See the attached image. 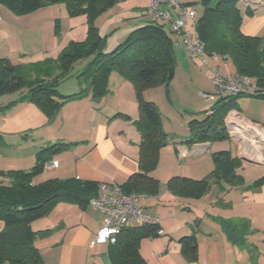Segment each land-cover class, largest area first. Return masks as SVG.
I'll return each instance as SVG.
<instances>
[{
  "label": "crops",
  "instance_id": "obj_1",
  "mask_svg": "<svg viewBox=\"0 0 264 264\" xmlns=\"http://www.w3.org/2000/svg\"><path fill=\"white\" fill-rule=\"evenodd\" d=\"M54 7L55 4L30 14L16 15L7 6L0 4V42L3 40L0 44V56L7 55L15 61L25 63L50 57L59 48L55 27L53 24H47V27L41 24L38 16L44 10L51 11ZM242 12L243 32L264 36V0H260L256 8ZM139 18L140 20L134 23L135 27L149 20L148 17ZM13 32L21 37L20 44L12 40ZM46 40L48 44L44 46ZM118 41L114 45L117 46ZM175 48L176 59L178 52L187 57L181 46L175 45ZM15 55L19 58H14ZM31 55H36L38 59L32 60ZM185 71L199 75L196 68L189 63L184 65L182 74L186 73ZM176 73L175 69L173 80L168 84L143 90V97L158 105L163 128L172 137H169V143L161 149L158 164L161 166L162 150H167L164 152L169 159L168 167L164 172H161V169L151 172L160 182V191L157 195L146 194L145 200V209L151 215L160 217L164 232L143 238L139 245L140 254L147 264H264V182L251 192L240 190L237 193H234V190L241 187H231L225 193H217L219 188L214 185L200 197L174 194L168 188V181L174 176L193 179L207 176L215 167L211 161L212 154L219 149L215 147L217 143L214 146L210 142L188 143L189 138L167 128L164 117L169 120L173 118L162 112L158 96L166 99L168 97L172 104L171 87L181 78H176ZM199 76L200 86L203 87V78ZM61 81L58 89L63 95L77 93L83 88L88 89V83H81L77 78L76 86H65L66 89L62 91ZM242 96L244 97L237 100L238 109L231 110L229 114H233L244 128L250 123L264 126V99L251 95ZM175 109L173 106L172 110ZM118 113L130 118L117 115ZM138 116L139 103L135 85L114 71L110 76L109 90L105 96L93 98L89 91L83 96L68 99L50 119L29 100L26 92L0 96V143L5 146L17 144L23 148L22 154L8 164L10 168L19 169L31 168L35 164L37 152L43 147L58 142L71 143L53 156L52 159L57 160L58 165L45 169L36 180L75 177L96 183L105 181L122 185L133 174L141 171V135L134 123ZM255 131L257 138L263 141L262 134ZM250 132V129H245L241 135L250 137ZM249 141L248 138H239L232 133L225 141L235 146L234 149L230 147V151L242 161L241 167L248 164L241 159L243 155L253 156V153L239 152L240 144L247 145ZM261 144L259 147L264 149V141ZM180 147L190 151L196 147L198 149L195 153L181 157ZM220 147L227 146L220 143ZM27 149L28 151H25ZM253 150L263 155L259 153L257 146ZM176 158L179 162L173 165L172 160L175 161ZM258 165L264 171V159L260 160ZM237 171L244 177L239 168ZM254 180L255 177H251L246 181L250 183ZM248 199L252 205L242 204L245 205L242 207L240 200ZM237 204L240 205L235 208ZM103 219L102 211L90 204L82 206L77 202L62 201L47 216L33 221L31 226L35 231L49 230L47 234L38 236L35 240L45 264H112L109 255L111 243L94 241L103 225ZM134 224L138 223L129 225ZM192 234L198 242L195 260L183 253L179 242L181 237Z\"/></svg>",
  "mask_w": 264,
  "mask_h": 264
},
{
  "label": "trees",
  "instance_id": "obj_2",
  "mask_svg": "<svg viewBox=\"0 0 264 264\" xmlns=\"http://www.w3.org/2000/svg\"><path fill=\"white\" fill-rule=\"evenodd\" d=\"M120 0H0L16 15L30 14L47 5L65 3L70 16L86 14L96 17ZM195 3V2H193ZM191 4V3H188ZM204 7L197 23V35L205 44V54H218L231 60L236 73L254 79L258 90L251 96L264 99V36L248 35L242 30L243 12L239 0H203ZM171 30V29H170ZM60 32L56 21L55 34ZM171 32H173L171 30ZM105 40L98 28L90 23L84 40L69 42L57 57H47L33 62L15 61L0 57V96L26 92V96L47 116L53 118L63 104L91 91L93 98H101L109 90L112 72L131 81L136 88L139 116L134 123L141 135L139 143V168L121 185L126 193L157 195L160 182L151 175L159 164L161 149L169 143L168 133L163 128L158 105L143 97V90L168 84L175 75L176 48L165 25L149 19L135 27L125 40L110 52L105 51ZM86 60V66L77 74L88 89L63 95L58 86L61 80L72 74L75 63ZM250 95L240 93L219 97L213 112L201 121L189 122L193 134L188 143L214 142L230 138L226 117L238 109L237 97ZM126 118L128 115L118 113ZM115 115V116H117ZM71 143H51L36 154L35 164L29 169L1 170L7 182H0V264H45L35 244L38 236L49 230L35 231L31 223L47 216L62 201L89 204L96 195L98 183L75 177H52L36 180L45 168V162ZM214 169L202 179L174 176L168 188L174 194L200 197L216 185L224 191L244 181L237 171L242 165L239 157L230 150H218L212 154ZM264 177L255 182L259 185ZM159 227L152 223H138L123 227L111 243L109 255L112 264H147L140 254L143 238L157 235ZM183 253L193 260L197 258L198 242L194 234L179 239Z\"/></svg>",
  "mask_w": 264,
  "mask_h": 264
},
{
  "label": "rangeland",
  "instance_id": "obj_3",
  "mask_svg": "<svg viewBox=\"0 0 264 264\" xmlns=\"http://www.w3.org/2000/svg\"><path fill=\"white\" fill-rule=\"evenodd\" d=\"M183 1V0H182ZM181 1V2H182ZM198 3L201 4L203 0H186L184 3ZM150 0H120L117 3L111 5L109 8H107L105 11L99 13L96 17L90 18L86 14L78 15V16H70L67 10V7L65 3H57L55 4L54 8H51L52 12L50 10H44L41 14H39V18L41 19V24H44L47 27V24H53L55 27L56 21L59 22L60 24V32L56 34L57 37V44H58V49L52 53L50 57H57L60 51L71 41L76 40H84L87 35L88 27L90 23H93L99 30V33L105 40V51L110 52L116 45L115 42L119 44L120 42H123L125 39V36L129 34L136 25L134 23H137V21L140 20V13L142 10L146 9L149 6ZM49 6V5H47ZM204 7L202 6V11ZM200 12V14L202 13ZM50 19V23H49ZM160 23L165 25V29L167 32L172 36L175 37V34L171 32L170 25L165 22L164 20H160ZM48 33V29H47ZM15 37V38H14ZM13 41L18 42L19 44L21 43V37L17 36L13 32ZM30 39V38H29ZM23 40V39H22ZM3 42L1 40L0 44ZM27 43L28 41L25 40ZM32 43L33 41L30 40ZM37 43H40V41H37ZM42 44V42L40 43ZM47 45L48 42L47 40L44 43ZM5 48V46H4ZM1 49V47H0ZM6 50V49H5ZM17 55L14 56V58H19ZM0 57H8L7 55L0 56ZM10 58V57H9ZM12 59V58H11ZM32 60H37L38 57L36 55H31ZM204 59L206 60V65L203 63L201 59H193L187 55V57H183L182 54L180 55L178 52V56L176 59L175 63V69L177 71L176 73V78L178 79V82L176 81L174 85L171 87V91L173 92V96L171 98L172 104H170L169 99H167L163 96H158V99L161 103V110L165 115H169L170 117L173 118V120H169L167 117H164V120L166 119V124L167 128L171 130V132L176 131L178 135L184 136V137H191L193 134V131L191 129V126L189 125V122L193 119H197L199 121L205 119L207 115L209 114L210 111L214 109V104L219 98V96L216 93L215 89V84L212 81V70L214 68L218 69L221 73L225 74H231L236 72V67L233 64L231 60H225L223 57L219 56L218 59H214L212 56L204 55ZM20 60V59H19ZM86 61L82 60L80 62H77L73 66V72L70 76L66 77L61 81L60 84V89L63 91L66 89L65 86H76V79H77V74H79L83 68L86 66ZM186 63L192 65L193 67L196 68V71H198L199 75L202 76L203 82L202 85L204 84L203 87H201V77L196 74V72H186L182 74L181 70L184 69V65ZM250 77V76H249ZM173 80V79H172ZM207 92V93H212L215 95V98L207 101L204 99L201 95V93ZM244 96H239L237 97L242 98ZM168 101V102H167ZM259 103V102H256ZM170 106H175L176 109L172 110V107ZM244 110V109H242ZM233 113V112H232ZM236 113L238 114L237 110ZM167 115V116H168ZM233 115V114H231ZM235 118V117H234ZM229 119V117H228ZM228 119L226 117V126L228 128L229 134H235L237 137L241 138H248L250 141L247 142V145L244 147V143L242 145L240 144L239 146V152L243 154L245 152L246 147H251L250 142L257 143L259 142L260 145L262 140L257 138V134L255 133L257 130L260 132L262 135V139H264V126L261 125H256L250 123V125L246 126L247 128H244L245 126L242 125L241 123L238 124V129H233L231 127V124L233 125L235 121H230L228 122ZM237 120V119H236ZM238 122V121H237ZM137 128V127H136ZM243 128V129H242ZM245 129H250L252 134L250 137L248 136H242L241 134L243 133V130ZM173 130V131H172ZM241 130V132L237 131ZM169 132V131H168ZM231 132V133H230ZM170 133V132H169ZM173 134V133H171ZM256 135V136H254ZM169 136V134H168ZM172 137V136H169ZM256 140V141H255ZM227 140H218L212 142V146L217 143L215 146L216 148L219 147L218 150H230V147L234 149V145L231 144L230 142H225ZM244 141V139H243ZM220 143L223 146L227 147H220ZM172 145V144H171ZM223 148V149H222ZM19 149V150H18ZM23 148L20 147V145H2L0 143V171L1 170H9V169H19V168H13V167H8V164H11L13 161H15L20 153L22 154ZM165 149V148H164ZM25 151H28L25 150ZM24 151V152H25ZM167 150H162V158H161V166L162 168H159L161 166H157L155 170L158 171V169H161V172L165 171V168L168 167L169 164V159L165 156ZM193 157V156H192ZM211 161L213 162V158L211 157ZM171 162V161H170ZM173 165H177L179 160L178 158L173 161ZM240 171L243 172L244 175V181L236 186L233 187H241L239 190H234V193H237L238 191H247L251 192L255 187L262 185H256L255 182L259 179H262L264 177V171L261 169L259 165H252V164H244L243 167H239ZM154 170V171H155ZM246 176V179H245ZM251 177H255L256 180L253 182L248 183L246 180H248ZM7 180L4 181V178L2 179V176L0 175V182H6ZM232 191V190H231ZM225 193L226 190L224 191L223 189L217 190V193ZM223 201V200H222ZM240 204L242 207L246 204L251 206V201L248 200H240ZM223 203V202H221ZM237 204L235 205V208L238 207ZM4 227V221L0 219V230Z\"/></svg>",
  "mask_w": 264,
  "mask_h": 264
},
{
  "label": "built area",
  "instance_id": "obj_4",
  "mask_svg": "<svg viewBox=\"0 0 264 264\" xmlns=\"http://www.w3.org/2000/svg\"><path fill=\"white\" fill-rule=\"evenodd\" d=\"M239 3L242 10H247L256 8L260 0H239ZM201 11L202 6L198 3L188 4L180 0H150L149 6L142 10L140 15L167 22L176 37L174 44L181 46L184 53L189 57L201 59L203 63L208 65L204 59V55H206L205 44L196 32ZM212 57L218 59L219 55L214 54ZM212 81L215 84V94L219 97L240 93L253 95L260 92L254 79L247 75L225 74L214 68ZM201 95L207 101L215 98L212 93L202 92ZM212 112L213 110L209 114ZM232 117L231 114L227 115L228 122L235 120ZM197 149L198 147L190 151L180 147V156L186 157L197 152ZM57 165V160L50 159L45 162L44 168L48 170ZM146 197L147 195L142 193H126L119 184L100 181L96 195L89 201L91 206L101 210L104 214L103 225L96 234L94 241L97 243H115L120 230L134 222L155 224L159 227L158 234H163L164 230L161 227L160 217L151 215L145 209Z\"/></svg>",
  "mask_w": 264,
  "mask_h": 264
},
{
  "label": "bare ground",
  "instance_id": "obj_5",
  "mask_svg": "<svg viewBox=\"0 0 264 264\" xmlns=\"http://www.w3.org/2000/svg\"><path fill=\"white\" fill-rule=\"evenodd\" d=\"M233 116V115H232ZM233 118V117H232ZM235 123L233 124V126H232V124H231V126L233 127V129L235 130V129H238V122H237V120H236V118H235ZM238 132L240 131V130H237ZM256 146H257V149L260 151L259 153H262L263 155L261 156V155H259V154H257L255 151L256 150H253L254 148H256ZM244 147H245V145H244ZM245 154H249V153H253V156H257V159H259V160H262V159H264V149L263 148H261V147H259V144H258V141H257V143H252L251 144V147H246L245 148V152H244Z\"/></svg>",
  "mask_w": 264,
  "mask_h": 264
},
{
  "label": "water",
  "instance_id": "obj_6",
  "mask_svg": "<svg viewBox=\"0 0 264 264\" xmlns=\"http://www.w3.org/2000/svg\"><path fill=\"white\" fill-rule=\"evenodd\" d=\"M241 159H242L243 161H245L246 163H248V164H253V165H258V164H260V160L257 159V158L254 157V156L243 155V156L241 157Z\"/></svg>",
  "mask_w": 264,
  "mask_h": 264
}]
</instances>
